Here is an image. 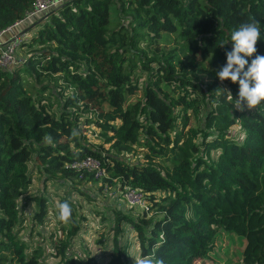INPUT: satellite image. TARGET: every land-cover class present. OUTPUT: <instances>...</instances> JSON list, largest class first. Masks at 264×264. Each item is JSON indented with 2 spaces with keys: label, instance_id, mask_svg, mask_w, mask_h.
I'll return each instance as SVG.
<instances>
[{
  "label": "trees",
  "instance_id": "16d2710c",
  "mask_svg": "<svg viewBox=\"0 0 264 264\" xmlns=\"http://www.w3.org/2000/svg\"><path fill=\"white\" fill-rule=\"evenodd\" d=\"M34 2L0 0V32ZM252 18L261 36L245 70L264 56V0H65L39 18L35 33L19 43L26 49L21 64L0 67V264H45L41 249L19 237L18 202L32 182L30 163L47 180L93 181L68 168L86 156L100 161L104 184L140 190L157 213L115 216L116 234L122 222L135 231L139 257L195 264L221 227L245 241L243 264H264V102L236 110L238 83L216 76L231 33ZM182 49L191 58L183 61ZM80 118L99 130L102 145L82 140ZM236 124L241 140L227 134ZM136 148L144 150L142 161L124 159ZM34 201L33 219L43 223L48 200ZM64 201L71 222L62 226L66 238L50 264H96L67 253L80 225L74 202ZM113 242L108 264H126L124 247L117 237Z\"/></svg>",
  "mask_w": 264,
  "mask_h": 264
},
{
  "label": "rangeland",
  "instance_id": "374dc122",
  "mask_svg": "<svg viewBox=\"0 0 264 264\" xmlns=\"http://www.w3.org/2000/svg\"><path fill=\"white\" fill-rule=\"evenodd\" d=\"M41 15H34L23 18L21 24L13 27V31L3 32L0 43L5 44L12 40L15 35L22 32L30 24L35 22ZM110 28H113L109 25ZM34 29V30H33ZM36 27L26 30L29 35L35 33ZM26 36V41L30 36ZM183 61L191 58V54L182 49L177 51ZM26 49L16 48L14 59L15 63L21 64V59L25 56ZM15 63L11 66L14 67ZM24 86L27 90H31L33 81L28 75H24ZM142 79L140 80V83ZM67 93V92H66ZM141 94L139 90L138 95ZM93 109L101 107L99 100H89ZM203 111L199 116L197 124L202 119ZM79 132L82 135V140L96 148L102 145V139L99 137V130L93 125H85L83 118L79 120ZM193 124V121L190 122ZM196 123L194 125H197ZM200 125V124H199ZM227 134L241 140L243 133L238 124L229 128ZM107 145H105L106 147ZM137 152L133 154H122L124 159L131 163L142 161L144 150L136 148ZM219 152L215 151L212 157H216ZM30 171L32 173V182L26 196L19 199V209L21 218V227L19 237L24 243L31 248L39 247L41 254L40 261L45 264H50L57 261L59 258L55 256L57 251L56 245L60 239L66 238V230L62 229L65 226L59 220L58 204L60 199L67 197L74 202L77 212L76 221L80 225V230L76 238L71 240L67 253H74L80 260L92 259L96 264H108L110 254L114 248L113 239L117 237L118 246L124 247L127 253L126 264H136L139 257V244L136 238L135 231L126 222L121 223L122 232L116 234L114 227L115 216L120 213L125 216H131L140 219L143 213H146L147 218H153L157 215L154 209L151 208L149 199L144 195V199L139 203H131L124 189L118 187H109L102 182L101 179L93 181H68V180H47L37 167L30 163ZM100 187H103L100 189ZM83 194L87 195L91 201L87 200ZM157 193V196L161 195ZM43 195L48 200L47 213L43 223H37L33 216L37 212L35 197ZM30 197V198H29ZM154 210V211H153ZM216 236L210 251L195 264H243L242 251L245 241L235 234L224 230L223 228H215ZM100 241V242H99ZM116 247V246H115Z\"/></svg>",
  "mask_w": 264,
  "mask_h": 264
},
{
  "label": "clouds",
  "instance_id": "9594fccd",
  "mask_svg": "<svg viewBox=\"0 0 264 264\" xmlns=\"http://www.w3.org/2000/svg\"><path fill=\"white\" fill-rule=\"evenodd\" d=\"M260 36V22L255 18H252L251 22L240 24L239 28L231 33L232 48L225 53L226 64L216 73L220 81L229 80L238 83L239 91L234 105L238 111H250L264 102V56L256 55L245 70L248 64L246 57H251L257 52L256 44ZM225 92L226 98L231 101L233 99L231 92L227 89ZM47 142L51 143V137H47ZM58 208L59 220L64 224L70 223L71 204L64 201L58 204ZM136 264H165V262L153 255H142Z\"/></svg>",
  "mask_w": 264,
  "mask_h": 264
},
{
  "label": "built area",
  "instance_id": "2783aa9c",
  "mask_svg": "<svg viewBox=\"0 0 264 264\" xmlns=\"http://www.w3.org/2000/svg\"><path fill=\"white\" fill-rule=\"evenodd\" d=\"M65 0H35L33 6L28 10L25 17H30L34 15H41V18L49 13L51 10L59 6ZM21 22L17 21L12 26L0 32V35L6 30H10L12 27L16 26ZM25 35L15 36L12 40L6 42L3 45H0V67L5 69H10L11 66L15 63L14 54L17 46L23 40H25ZM68 168H71L77 172L85 171L88 174H92L94 179H101L106 176L104 169L101 166V163L98 159L91 156H86L79 161H75L72 164L68 165ZM126 196L131 203H139L144 199V193L138 189H132L125 187Z\"/></svg>",
  "mask_w": 264,
  "mask_h": 264
},
{
  "label": "crops",
  "instance_id": "0c3cea01",
  "mask_svg": "<svg viewBox=\"0 0 264 264\" xmlns=\"http://www.w3.org/2000/svg\"><path fill=\"white\" fill-rule=\"evenodd\" d=\"M41 18V17H40ZM36 21H38V20H36ZM36 21H35V23H36ZM21 23H19L18 25H20ZM18 25H16V26H18ZM15 26V27H16ZM34 27V25L33 24H30V26H28L26 29H24L22 32H20L19 34H17V35H15V36H18V35H25V37L26 36H28L29 34L28 33H30V32H27L26 30H28V29H32ZM34 30V29H33ZM6 31H8V30H6ZM9 31H13V27L9 30ZM30 36V35H29ZM1 38H2V35H0V41H1ZM0 45H3V44H1L0 43Z\"/></svg>",
  "mask_w": 264,
  "mask_h": 264
},
{
  "label": "water",
  "instance_id": "95a60500",
  "mask_svg": "<svg viewBox=\"0 0 264 264\" xmlns=\"http://www.w3.org/2000/svg\"><path fill=\"white\" fill-rule=\"evenodd\" d=\"M37 22V21H36ZM34 25H35V23H34Z\"/></svg>",
  "mask_w": 264,
  "mask_h": 264
}]
</instances>
